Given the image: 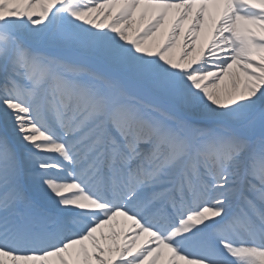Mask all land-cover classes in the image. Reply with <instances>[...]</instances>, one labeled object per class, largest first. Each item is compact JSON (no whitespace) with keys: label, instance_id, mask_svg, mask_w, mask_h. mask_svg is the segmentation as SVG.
<instances>
[{"label":"snow or ice","instance_id":"1","mask_svg":"<svg viewBox=\"0 0 264 264\" xmlns=\"http://www.w3.org/2000/svg\"><path fill=\"white\" fill-rule=\"evenodd\" d=\"M0 264H264V0H0Z\"/></svg>","mask_w":264,"mask_h":264}]
</instances>
